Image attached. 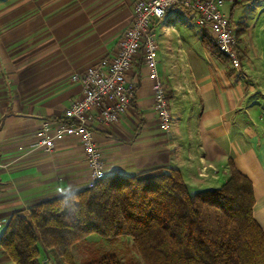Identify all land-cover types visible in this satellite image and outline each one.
I'll return each mask as SVG.
<instances>
[{"label": "crops", "instance_id": "0c3cea01", "mask_svg": "<svg viewBox=\"0 0 264 264\" xmlns=\"http://www.w3.org/2000/svg\"><path fill=\"white\" fill-rule=\"evenodd\" d=\"M247 1L264 7V0L223 6L242 30L238 68L206 48L200 25L196 47L184 43L190 26L169 20L180 11L155 23L165 47L164 63L158 51L157 59L169 94L168 132L160 128L153 80L141 55L128 71L135 84L131 105L118 121L95 120L92 130L106 174L176 167L196 192L224 184L233 162L252 181L253 215L264 231V48L235 16ZM135 2L0 0V236L15 211L88 187L91 171L77 135L51 149L31 144L42 120L58 124L81 96V83L72 76L116 54ZM0 264H16L1 244Z\"/></svg>", "mask_w": 264, "mask_h": 264}, {"label": "trees", "instance_id": "16d2710c", "mask_svg": "<svg viewBox=\"0 0 264 264\" xmlns=\"http://www.w3.org/2000/svg\"><path fill=\"white\" fill-rule=\"evenodd\" d=\"M200 32L206 48L225 57L211 32ZM229 166L224 184L196 192L176 167L106 174L93 186L15 211L0 244L16 264H53L42 262L43 251L54 264H122L115 254L76 261L74 244L96 232L130 237L143 264H264L252 181Z\"/></svg>", "mask_w": 264, "mask_h": 264}, {"label": "built area", "instance_id": "2783aa9c", "mask_svg": "<svg viewBox=\"0 0 264 264\" xmlns=\"http://www.w3.org/2000/svg\"><path fill=\"white\" fill-rule=\"evenodd\" d=\"M227 1L232 0H136L133 20L123 32L116 54L106 56L83 73L72 76L74 81L81 83V96L66 109L58 124L54 125L49 119L42 120L36 131L38 139L31 147L51 149L65 136L77 135L91 171L88 186L104 177V160L94 139L92 123L95 120L104 123L118 121L131 105L135 84L128 71L139 55L143 57L147 75L153 80L154 108L160 128L168 132L172 116L168 89L159 73L155 23L169 11L189 13L200 27L211 32L218 49L234 68H238L241 60L236 27L223 9ZM3 224L0 220V228Z\"/></svg>", "mask_w": 264, "mask_h": 264}, {"label": "rangeland", "instance_id": "374dc122", "mask_svg": "<svg viewBox=\"0 0 264 264\" xmlns=\"http://www.w3.org/2000/svg\"><path fill=\"white\" fill-rule=\"evenodd\" d=\"M235 16L249 26L248 28L251 31H248V34L251 35L250 32H252L253 42L264 48V7H261V5L254 7L253 3L243 2L236 10ZM169 20L175 24L184 21L183 23L189 25L191 31L189 36L184 38V43L188 42L196 47L199 41V27L195 19L187 12H179L176 18H170ZM173 33L175 34V32ZM155 35L158 44V59H161L164 63L163 59H166V57L163 56L162 51H165V47L162 48V43L159 41V30H157ZM73 254L78 262L93 255L115 254L122 264H143L141 257L132 244V239L125 235L102 237L96 232L89 233L84 239L74 244ZM50 256L48 258V255H42V262L48 260L54 264V257L52 259V256Z\"/></svg>", "mask_w": 264, "mask_h": 264}]
</instances>
